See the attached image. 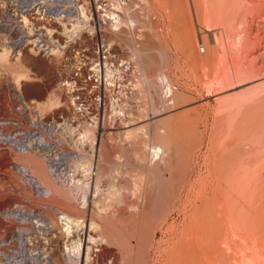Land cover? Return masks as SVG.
Masks as SVG:
<instances>
[{
	"label": "rangeland",
	"instance_id": "obj_1",
	"mask_svg": "<svg viewBox=\"0 0 264 264\" xmlns=\"http://www.w3.org/2000/svg\"><path fill=\"white\" fill-rule=\"evenodd\" d=\"M104 4L109 14L119 16L120 30L113 31L115 27L107 23L81 33L88 44L100 37L116 61L127 63L130 84L115 107L107 102V118L94 129L72 123L68 95L59 85L63 54L59 44L81 33L69 39L64 27L48 15L46 20L33 11L29 15L40 29L38 34L44 27L53 30L52 38L39 40L56 52L51 55L48 50L45 55L30 47L22 52L50 61L52 84L44 98L50 90L55 92L61 108L38 117L35 109L23 110L10 85L0 83V195L12 198L0 204V220L7 210L29 207L33 219L17 220L15 228L36 226L34 222L44 217L54 229L40 236L39 246L55 260L65 253L70 242L59 237L61 227L54 220L55 211L68 213L67 208L57 203L44 208L30 201L35 193L24 192L25 179L16 173L18 168L23 172L30 160L19 153L22 145L12 141L24 143L29 134L48 132L43 125L51 126L55 141L63 140L65 130L57 126H73L80 133L90 131L95 144L79 146L78 136L72 135L69 144L63 142L55 155L66 154L54 162L61 168L53 182L68 185L65 173L78 172L81 164L92 166L99 197L89 210L75 202L87 223L86 240L88 234L100 239L89 244L97 251L91 264H170L181 224L188 221L182 202L188 211L204 196L211 200L214 196L222 206L227 204L237 224L248 208L257 216L264 208V0H104ZM4 11L0 7V15ZM64 23L71 27L65 19ZM162 75L173 90L168 99L163 98ZM162 144L166 155L162 160L153 158L150 149ZM100 217L124 233V245L106 241ZM238 229L228 236L229 243L239 242V236L247 233L241 230L240 235ZM24 240L26 251L32 252L33 243L38 245L34 236ZM225 253L231 256L233 251L227 248Z\"/></svg>",
	"mask_w": 264,
	"mask_h": 264
},
{
	"label": "bare ground",
	"instance_id": "obj_2",
	"mask_svg": "<svg viewBox=\"0 0 264 264\" xmlns=\"http://www.w3.org/2000/svg\"><path fill=\"white\" fill-rule=\"evenodd\" d=\"M0 7L5 8L3 14L0 15V57L4 59H17L23 48L27 47H30L29 50L32 52H34L35 49L40 50L39 45L37 46V42L40 41L39 37H53V30H49L45 27L41 28L44 32L38 34L40 29L38 30L35 28L34 24L29 19V15L32 11L41 19L48 15L47 17L50 18L51 21L56 20V22L60 23L64 27L63 34L69 39H72L76 34V36H78L83 29H87L88 27L91 30L92 28L94 29L92 24H90L91 18L89 17V12H87V9L83 5L79 4L78 0H0ZM46 12L48 13L46 14ZM108 15L110 18L111 28L115 27L113 31L120 30L121 24L119 16L117 14ZM64 19L71 25V27L66 26ZM15 34L18 35V39L14 38ZM50 48V46L46 48L47 54L49 50L51 55H53L56 51L54 49L50 50ZM159 81L165 89L163 92V98L168 99L173 95V90L168 82V78L165 75H162L159 78ZM75 86L77 85H68L67 88V99L70 103H74L76 100L75 97L80 91L75 89ZM111 86L112 95L114 97L121 95L122 98V95H124V91L126 90L125 85ZM110 103L115 107L117 99L112 100ZM58 105L59 103L57 99L52 102V107H56ZM260 109H262V106ZM105 117L104 112L98 121L94 122V126H89L88 124H78V127L86 125L94 129L100 122L104 123ZM42 127L48 130V132L44 131V133H35L33 135L29 134L24 143L12 141L15 145H22L20 150L18 149L19 153L25 160H30V162H27L26 165L22 166L23 172L20 168H18L16 173L21 176L22 179H25V185L23 187L24 192L32 191L35 193L33 196L28 197L32 203L44 208L52 207L53 204L57 203L67 208L68 213L55 211L57 218L54 222L61 227L59 228V237L67 239V242H70V246L68 247L65 245L67 248L65 253L60 256V259H53L50 254L43 251V249L39 246L41 242L40 236L45 235L54 229L52 226L49 227V222L47 223L44 220V217H40L39 220L34 222L36 226L32 225L24 229H16L15 221L20 219L25 221L30 218L33 219V211H31V209L27 206L21 208L19 207L15 210H7L4 212L2 220H0V264H83V262L84 264H91V261H93L92 256L97 251H93L94 249L89 246V244H97L98 239L96 240L94 239L95 237L93 238L92 235L88 234V241L86 240L87 223H85V221L81 218L82 212L75 206V202L79 201L80 208L82 210H89L93 204L95 205V201L99 197V182L94 179L92 166L81 164L82 166L80 165L76 167L78 168V172H72V174H70V170L67 169L69 171L65 173L64 176L66 175L68 178L70 177L69 184L67 183L68 185H66V183L58 185L55 183V180L53 182V179L55 178L56 172L59 168H61L60 165L54 162L59 160V156L62 157L66 154L62 153L60 155H55L56 149L61 146L63 142L69 144L71 135L78 136L77 142H79V146H84L86 143L94 145L95 141L91 137L92 134L90 131L80 133L75 130L73 126H68V128L66 126L65 128L64 124H59L57 128L60 127L59 129L62 128V130H65L64 133L67 135L65 136L63 133L62 135L64 136V139L61 140L56 138L57 141H55L53 133L50 132L51 126L48 127L43 125ZM69 129L70 132L68 133ZM160 134L162 135L163 132ZM6 137L8 136H5V138ZM160 137L164 138L163 136ZM8 140L11 141L10 136L8 137ZM150 152L153 158L162 160L166 155L165 144L156 147L153 146L150 149ZM46 154L52 158V162H49L48 159H46ZM81 158L79 159L81 160ZM72 167L73 166L71 165L70 169ZM77 175L81 178L74 180V177ZM11 177H14L13 172L11 173ZM28 178H30V180H28ZM209 185L210 184H208V186ZM217 186L219 185L217 184ZM203 194L205 195V192H203ZM206 196H204L205 198L201 200L199 199V206L188 208V211L185 209L187 206H183L184 204L182 202L180 207L184 211V215L187 216L188 221L186 225H184L186 223L185 221V223L183 222L184 224H181L178 238L176 240L177 243L176 246L174 245L175 248H173V250L175 249L176 251L168 257L169 263L264 264V208L259 209V211H262L261 216H257V214H254L255 212L249 211L248 208V214L241 219L239 218V224H237L232 219L233 216L231 217L232 213L231 210L228 209L227 204L224 203V206H222L219 199H215L213 196L211 200L209 199L211 196H207L209 198ZM11 200L12 198L6 194L0 195V204L4 201ZM226 203L228 202L226 201ZM178 207L179 206H176V208ZM94 219L95 218H93V221ZM97 221L100 222L99 227L103 229V233H101L105 237L106 241L113 244L124 245L127 239L122 231L114 228L113 225L105 219L103 220L101 218L100 221L99 219H97ZM27 224H29V221ZM95 228L99 229L96 226ZM235 229L239 230L240 235L241 230L246 231L247 233L242 235V237L239 236V242L234 241L229 243L228 236L233 234ZM10 235L13 236L10 237ZM28 236H34V240L38 244L34 246L33 243L32 252L26 251L27 247L25 246L24 238H28ZM14 246H18L20 250L14 249ZM147 246L148 242L146 241V251ZM227 248L229 250L232 249L233 254L231 256L225 253V249ZM10 250H15V252H9Z\"/></svg>",
	"mask_w": 264,
	"mask_h": 264
},
{
	"label": "built area",
	"instance_id": "obj_3",
	"mask_svg": "<svg viewBox=\"0 0 264 264\" xmlns=\"http://www.w3.org/2000/svg\"><path fill=\"white\" fill-rule=\"evenodd\" d=\"M78 1L89 12L92 26L110 24L109 7L104 0ZM83 37L85 34L81 33L75 40L59 44L63 53L59 85L66 96L68 85H77L75 89L80 91L74 103H69L73 122L94 126L105 112L107 102L113 105L110 102L117 99L112 95L111 85L130 84L127 73L130 67L125 61H116L111 47L100 37L90 44ZM38 44L40 52L47 55L46 42L40 40Z\"/></svg>",
	"mask_w": 264,
	"mask_h": 264
},
{
	"label": "crops",
	"instance_id": "obj_4",
	"mask_svg": "<svg viewBox=\"0 0 264 264\" xmlns=\"http://www.w3.org/2000/svg\"><path fill=\"white\" fill-rule=\"evenodd\" d=\"M35 54L21 52L14 61L0 57V83L10 85L15 90L24 111L35 109L34 113L39 117L59 110L61 102L51 90L44 98L45 91L52 84L53 69L50 61ZM56 99L59 105L52 107Z\"/></svg>",
	"mask_w": 264,
	"mask_h": 264
}]
</instances>
